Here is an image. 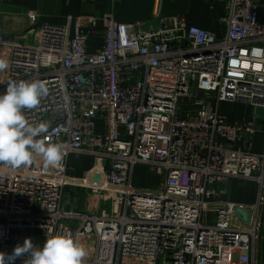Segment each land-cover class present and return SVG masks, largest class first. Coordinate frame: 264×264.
<instances>
[{
	"label": "built area",
	"instance_id": "built-area-1",
	"mask_svg": "<svg viewBox=\"0 0 264 264\" xmlns=\"http://www.w3.org/2000/svg\"><path fill=\"white\" fill-rule=\"evenodd\" d=\"M227 6L220 38L182 15H156V23L107 16L102 46L89 53L81 22L73 33L71 25H39L36 13L29 18L37 43L0 38L8 62L0 92L10 82L45 83L48 94L26 116L47 120L41 138L64 153L56 168L40 156L18 168L0 162V252L59 234L83 248L84 264H261L264 140L261 152L252 151L258 117L231 125L219 104L264 109V23L260 0ZM71 155L93 160L86 179L69 175ZM141 166L161 185L136 186ZM233 179L256 184L252 204L212 202L216 186ZM67 186L84 189L95 213L65 211ZM236 209L249 211V223Z\"/></svg>",
	"mask_w": 264,
	"mask_h": 264
},
{
	"label": "crops",
	"instance_id": "crops-1",
	"mask_svg": "<svg viewBox=\"0 0 264 264\" xmlns=\"http://www.w3.org/2000/svg\"><path fill=\"white\" fill-rule=\"evenodd\" d=\"M228 0H0V38L8 37L19 44L38 42L37 25L30 13L39 15V25L46 22L57 25H71L74 33L76 24L81 22L83 31L90 36L86 44L89 53L97 52L102 46L105 30V17L112 16L120 23H156V15H182L188 26H196L223 37L226 33ZM259 19L264 23V0H260ZM96 19L95 26L89 20ZM214 103V100H212ZM264 110L240 102H221L220 113L233 125L246 122L257 116L258 133L254 136L253 152H261L264 140ZM102 130V124L99 123ZM69 175L86 179L93 168V160L84 155H71ZM157 176L154 180L151 177ZM160 176L150 171L149 179L143 188H157ZM141 187V186H140ZM218 195L212 202H230L250 205L255 200L256 184L233 179L216 186ZM63 209L84 213H95L89 197L81 187L67 186L64 190ZM260 262L264 264V225L262 231Z\"/></svg>",
	"mask_w": 264,
	"mask_h": 264
},
{
	"label": "clouds",
	"instance_id": "clouds-1",
	"mask_svg": "<svg viewBox=\"0 0 264 264\" xmlns=\"http://www.w3.org/2000/svg\"><path fill=\"white\" fill-rule=\"evenodd\" d=\"M8 62L0 58V70ZM48 94L41 81L10 82L0 92V162L12 168L32 164L37 156L43 158L47 167H59L63 160L62 145L46 143L41 138L50 125L47 120H29L25 110H35L42 98ZM85 252L72 238L55 235L34 245L31 238L17 244L11 253L0 252V264H16L20 257H26L23 264H84Z\"/></svg>",
	"mask_w": 264,
	"mask_h": 264
},
{
	"label": "rangeland",
	"instance_id": "rangeland-1",
	"mask_svg": "<svg viewBox=\"0 0 264 264\" xmlns=\"http://www.w3.org/2000/svg\"><path fill=\"white\" fill-rule=\"evenodd\" d=\"M240 102V101H237ZM264 112V110H262ZM98 128L100 129V126L98 125ZM137 176H136V180H135V185L136 186H141L143 188L144 182H146L149 179V175H150V171L149 168L146 166H141L137 168ZM157 177V176H156ZM155 176L152 175L151 180H154L156 178ZM161 185V179H159V181L157 180V186ZM87 194V192H85ZM88 196V194H87Z\"/></svg>",
	"mask_w": 264,
	"mask_h": 264
},
{
	"label": "water",
	"instance_id": "water-1",
	"mask_svg": "<svg viewBox=\"0 0 264 264\" xmlns=\"http://www.w3.org/2000/svg\"><path fill=\"white\" fill-rule=\"evenodd\" d=\"M235 212H236L237 216L241 220H243L245 223H249V221H250V213H249V211H247V210H241V209H236Z\"/></svg>",
	"mask_w": 264,
	"mask_h": 264
},
{
	"label": "bare ground",
	"instance_id": "bare-ground-1",
	"mask_svg": "<svg viewBox=\"0 0 264 264\" xmlns=\"http://www.w3.org/2000/svg\"><path fill=\"white\" fill-rule=\"evenodd\" d=\"M236 102V101H235Z\"/></svg>",
	"mask_w": 264,
	"mask_h": 264
}]
</instances>
